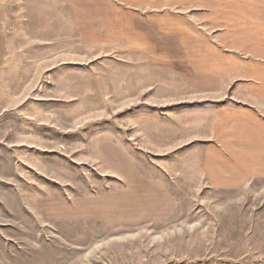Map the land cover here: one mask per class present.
I'll use <instances>...</instances> for the list:
<instances>
[{
	"label": "rangeland",
	"instance_id": "obj_1",
	"mask_svg": "<svg viewBox=\"0 0 264 264\" xmlns=\"http://www.w3.org/2000/svg\"><path fill=\"white\" fill-rule=\"evenodd\" d=\"M0 264H264V0L0 6Z\"/></svg>",
	"mask_w": 264,
	"mask_h": 264
},
{
	"label": "crops",
	"instance_id": "obj_2",
	"mask_svg": "<svg viewBox=\"0 0 264 264\" xmlns=\"http://www.w3.org/2000/svg\"><path fill=\"white\" fill-rule=\"evenodd\" d=\"M7 1H8V0H0V6L5 5Z\"/></svg>",
	"mask_w": 264,
	"mask_h": 264
}]
</instances>
